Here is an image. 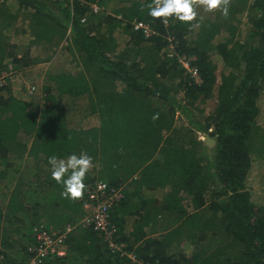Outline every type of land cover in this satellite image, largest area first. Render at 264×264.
I'll return each instance as SVG.
<instances>
[{
  "label": "trees",
  "instance_id": "obj_1",
  "mask_svg": "<svg viewBox=\"0 0 264 264\" xmlns=\"http://www.w3.org/2000/svg\"><path fill=\"white\" fill-rule=\"evenodd\" d=\"M161 1L172 8L167 18L158 15L155 0H120L124 6L114 15L97 16L91 6L102 0L0 2V74L9 64L14 73L50 62L60 45L65 52L57 57L59 68L47 73L42 103L0 88L2 248L16 245H9L14 225L25 219L31 236L38 224L78 223L97 176L118 187L139 172L112 214L120 242L137 261L264 264V190H255L263 193L259 205L250 190L253 147L264 153V128L257 127L264 92V0ZM134 22L150 26L154 35L146 38ZM13 29L32 40L13 43ZM121 34L127 37L123 47ZM180 56L192 59L201 83ZM216 58L224 67L220 82ZM216 88L213 113L198 117L195 109L214 99ZM85 116L94 125L83 126ZM180 118L186 123L179 125ZM204 134L215 141L212 148L202 141ZM66 161L73 166L64 168ZM257 175L263 184L264 173L259 169ZM157 215L173 226L154 236L145 227ZM126 217L137 218L129 234ZM186 243L193 251H185ZM67 247L70 262L138 264L113 254L92 229H75ZM11 255L0 264L27 263V247L23 259Z\"/></svg>",
  "mask_w": 264,
  "mask_h": 264
},
{
  "label": "built area",
  "instance_id": "obj_2",
  "mask_svg": "<svg viewBox=\"0 0 264 264\" xmlns=\"http://www.w3.org/2000/svg\"><path fill=\"white\" fill-rule=\"evenodd\" d=\"M70 5L73 0H69ZM98 5L93 4L91 9L93 12L98 11ZM155 7L158 15L167 18L172 8L163 4L161 0H155ZM83 22L86 19L82 20ZM135 30H140L150 38L154 32L150 26L143 22H134ZM171 48L170 55L177 56ZM179 58V57H178ZM180 63L188 71L189 74L201 83L198 68L193 64L192 59L186 56H180ZM194 60V59H193ZM13 65L9 64L0 74V88L7 87V78L13 73ZM36 87H29V94H33ZM125 189L123 185L118 187L111 186L105 180H96L94 184L88 187L86 199L84 202L85 216L76 224H68L65 227L57 228L53 225L38 224L32 229V242L27 246V263L26 264H48L50 259L54 257H62L65 255L67 240L69 236L77 228L92 229L99 237L109 246L113 254L119 255L121 258H130L138 264H146L137 261L133 254L128 252V246L125 242H120V230L112 221V214L115 208L123 201ZM3 256H0L2 262Z\"/></svg>",
  "mask_w": 264,
  "mask_h": 264
},
{
  "label": "rangeland",
  "instance_id": "obj_3",
  "mask_svg": "<svg viewBox=\"0 0 264 264\" xmlns=\"http://www.w3.org/2000/svg\"><path fill=\"white\" fill-rule=\"evenodd\" d=\"M2 1H5V0H0V2H2ZM6 1H7L6 3L8 4V6L11 5L12 0H6ZM212 3L213 2H208V5H212ZM10 8L12 10L15 9L14 6H12ZM244 22H247V19L245 17H244ZM19 25H20V23L16 24V29L18 28ZM9 35L11 36V41L15 44L20 45V46L29 44V42L32 40L31 35L29 33H27V34H22L21 32L15 33L14 29L12 31L10 30V32L8 33V36ZM242 40H243V38H242ZM61 48L62 47L60 45L59 47H56L54 49V50H57L59 52H56L52 61H50V62H44L41 64L33 65L31 67H28V68H22V69H19V68L16 69L15 68L14 73L12 74V76L10 77V79L8 81L7 88H10L11 91L13 92V94L16 95L17 97L24 98L28 101L35 102V103H42L43 95H44L43 94V85H44V81L46 79L47 73L51 67L55 70V69H58L59 66L61 65L62 61L60 59H57V57L60 54L63 55L65 53L61 50ZM52 52L53 51L51 49H47L45 51V53L48 55H50ZM37 53H36V51L34 52L35 55ZM72 54L75 55V53H73V52H72ZM70 57H71V55L68 54V58H70ZM75 58H77V54H76ZM218 60H219V58H216L217 62H218ZM66 61L67 60H65L64 62H66ZM218 65H219V62H218ZM223 68L224 67L222 65H219V69L217 72L219 82L221 81V74L223 72ZM29 87H36V90L33 94H29V92H28V94L26 93V91L28 90ZM214 95H215L214 99L209 100L205 105H203V104L198 105V107L195 109L198 117L203 119V117L209 116L213 113V111L216 107V104H217V99H216L217 90H215ZM201 111H204V113L202 114ZM87 117L88 116H85L83 119V126L90 127V126L94 125L95 121L93 120V117H89V118H87ZM183 123H186V120L184 118H180L179 119V125H182ZM201 139H202V141L204 140L203 135L201 136ZM258 145H260V144L258 143ZM259 148L260 147H257L256 145L253 147L254 151L256 152V155H253L254 163L256 164V174L250 180V187H251L250 190H251V193L253 192L254 201L258 205L262 203L263 193H257L258 191H255V190L259 189V187H258L259 185H262L260 188V191L264 190V186H263L264 182H263V184H261L260 183L261 180H260V182L258 181V175H257V172L259 169L262 173H264V153H260ZM258 154L262 155V156H259ZM131 158H132V156L128 154L127 159L130 160ZM71 165H72L71 161H66L64 163L63 167L64 168L70 167ZM90 165H91V162H90V160H88L86 166H88L90 168ZM122 169L129 171L128 169L125 168V166H123ZM11 172H15V171H11ZM91 172H92V175H94V172L93 171H91ZM138 175H139V172L134 174V176L129 180L121 181L123 183V186H125V188H127V184H128V186H131L130 183L134 182V180H137ZM0 195H3L2 192L0 193ZM160 195H162V194L156 193L155 196L160 198L161 197ZM0 198L3 200V197H0ZM171 222H169V220H166L165 223L168 225ZM30 226H31L30 221L28 219H25L23 224L16 223L14 225V230H16V231H14L12 233V239L13 240H12V242L9 243V245L14 243V242H16V245L11 246V247L9 246L7 248H2L0 246V250H2L5 254V256L3 254L1 255V256H3V260H4V258H5V261L8 260L7 254H9V253L12 254L11 255L12 258L17 256V257L23 259L25 257L26 247L30 244V241H31V229L26 230L25 228H29ZM184 249L186 252L193 251V247L190 245V243H186L184 245ZM79 259H81V258H79ZM81 262H83L82 259H81Z\"/></svg>",
  "mask_w": 264,
  "mask_h": 264
},
{
  "label": "crops",
  "instance_id": "obj_4",
  "mask_svg": "<svg viewBox=\"0 0 264 264\" xmlns=\"http://www.w3.org/2000/svg\"><path fill=\"white\" fill-rule=\"evenodd\" d=\"M101 3H102L101 5L97 4L98 5V7H97L98 11L97 12H93L92 11V13L95 14L96 16L99 15V14H103L105 12L114 15L116 13V11H118L122 6H124V4L120 3V0H105V1L102 0ZM14 7H15V10H16L17 9V4H15ZM21 24H23L24 28L27 26V24L24 23V22L21 23ZM93 24H95V22H92V20H91V27H92ZM120 43H122L121 44L122 47L125 46V44L127 43V37L125 35H123V34L120 35ZM61 47H63V45ZM73 53H75V56H76L77 52L74 51ZM77 58H79L78 54H77ZM258 105H259L260 113H259V116H258L257 127H261V129H263L264 128V92H263V94L261 95V97L259 99ZM72 166H73V164L70 166V168ZM89 169L92 171V164L90 165ZM96 180H99L98 176L96 177ZM123 187H124V189H126L125 190L126 192L130 191L129 190L130 186H128V184H127V188H125V186H123ZM150 209L151 210L155 209V207L154 206L150 207ZM136 220H137L136 217H126V233L127 234L132 232L133 224H134V222ZM165 222H166V217L165 216H161V215L153 216V217H151L150 225L148 227H145V232H147L148 234H153L154 236L159 235V234H164L167 229H171V227L173 226V223H170V224L167 225ZM64 252H65L64 256H62V257H54L53 259H51L52 261L50 263H48V264H84L83 262H78V259H75V258H74L73 262H70V261L67 260V258H66L67 255H68V247L67 246H66V249L64 248Z\"/></svg>",
  "mask_w": 264,
  "mask_h": 264
},
{
  "label": "water",
  "instance_id": "obj_5",
  "mask_svg": "<svg viewBox=\"0 0 264 264\" xmlns=\"http://www.w3.org/2000/svg\"><path fill=\"white\" fill-rule=\"evenodd\" d=\"M205 146L212 148L215 145V141L210 137L209 134H204V140H203Z\"/></svg>",
  "mask_w": 264,
  "mask_h": 264
},
{
  "label": "clouds",
  "instance_id": "obj_6",
  "mask_svg": "<svg viewBox=\"0 0 264 264\" xmlns=\"http://www.w3.org/2000/svg\"><path fill=\"white\" fill-rule=\"evenodd\" d=\"M204 136V135H203ZM34 227V226H33Z\"/></svg>",
  "mask_w": 264,
  "mask_h": 264
}]
</instances>
